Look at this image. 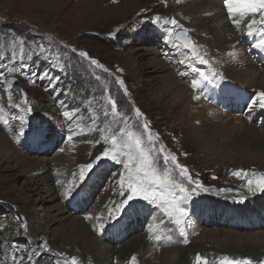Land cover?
Listing matches in <instances>:
<instances>
[{
	"label": "rangeland",
	"instance_id": "rangeland-1",
	"mask_svg": "<svg viewBox=\"0 0 264 264\" xmlns=\"http://www.w3.org/2000/svg\"><path fill=\"white\" fill-rule=\"evenodd\" d=\"M209 13L219 14L209 20ZM249 22L237 27L221 0H0V200L18 205L0 202V264H16L14 257L29 264V256L33 264H71L72 257L79 264H132L133 257L135 264H197V255L209 264L225 256L264 264V192L247 186L264 175V108L252 104L264 92V47L250 55L242 41L264 25L248 35ZM179 27L207 65L174 40ZM223 61L244 70L229 71ZM194 68L215 72L217 101L226 103L220 94L229 90V104L242 109H219ZM197 81L202 88L192 87ZM109 96L123 118L112 117ZM145 123L155 145L149 160L164 180L159 190L187 212L184 235L163 201L143 199L153 209L143 207L146 230L133 207L108 229L118 215L110 210L124 198L120 180L138 166L126 149L79 179L82 165L112 149L106 136L119 138L121 127L143 131ZM161 147L177 161L165 166ZM177 162L195 183L177 174ZM239 170L248 176L233 175Z\"/></svg>",
	"mask_w": 264,
	"mask_h": 264
},
{
	"label": "snow or ice",
	"instance_id": "snow-or-ice-1",
	"mask_svg": "<svg viewBox=\"0 0 264 264\" xmlns=\"http://www.w3.org/2000/svg\"><path fill=\"white\" fill-rule=\"evenodd\" d=\"M224 3L228 15L232 17V21L237 27L240 26L242 20L249 18L250 22L247 25V27L249 28L248 35L253 34L251 31L253 25H256L258 23L260 25H264V0H224ZM257 16L259 17V20L256 19ZM155 19L158 22L161 18L156 17ZM165 23L168 22L166 21ZM170 23L172 25H176L177 21L172 20L170 21ZM187 32V29L181 28V33L179 35H182L184 37V42L182 46L194 54L192 57L193 59H198L200 63L207 65L209 61L204 59L202 55L196 52L197 46L188 39ZM167 35L169 43H175V41H173L172 39L173 29H169ZM260 46L264 47V39H262ZM79 55L85 57L87 56V53L81 52L79 53ZM91 63L93 65H96L97 67H103L102 65H99L95 60H92ZM193 70L199 74L202 81L207 82L208 84L213 83L217 79V74L215 72L206 73L204 71H201L199 68H194ZM104 71H107V69H104ZM96 79L99 80L100 77L97 76ZM119 83L123 85L124 81L119 80ZM192 87L202 88L203 84L201 83V81H197L192 84ZM124 91L127 94L126 88L124 89ZM196 99H199V96H197ZM108 100L111 105L112 117L115 118L117 116H120L121 118H123L122 114L118 111L117 101L112 99L111 96L108 97ZM256 103H259V106L261 108H264V92L259 94L258 101H252L253 105H255ZM26 111L31 112V108H27ZM135 111L137 117L142 115L139 109H136ZM73 115V111H66L64 113V116L67 117L69 120L73 118ZM104 115L108 116L109 112L105 111ZM18 119L20 120L21 125L23 126V124L25 123L24 116H20L18 117ZM0 120H2V118H0ZM3 122L7 123L6 120ZM142 127L143 131H134L121 127L119 138L116 135H113L110 138L106 136V140H111L112 149L105 150L101 156H98L96 158L95 162L86 163L82 165L80 169L79 179L81 181L85 180L87 175L92 171L94 164L99 162L102 158L107 157L109 159L117 160L118 150L126 149L127 151H125V155L127 156L129 164H131L133 161H138V166L135 169L128 168L127 176L122 177V179L120 180V195L124 198L114 209L110 210L109 215L113 216L114 214L123 213L129 207H134L131 202L137 199H143L146 201H151L153 203H156L157 201H163V203L168 206V215L172 216L173 214H175V223L178 226H181L180 233L181 235H184V228L182 227L184 223L183 217L187 215V212L180 204L175 201V199H167L164 196V193L159 190V186L164 183V180L157 174V171L153 166L155 164V161L149 160L150 150L155 148V145L152 144L153 137L151 135V131L148 128L147 123H145ZM35 131L37 137L43 135L40 129H36ZM145 133H147L146 139L149 144V148L145 147ZM21 134H23V131H21ZM68 139H72L71 134H69ZM164 151V148L161 147L158 151V154L162 157L165 166H167V164L170 162L177 161V158L174 155H164ZM176 166L180 169V174L182 176L186 177L190 182L195 183L194 181H192V178L189 175L187 168L179 165L178 162L176 163ZM233 175L243 178L248 176V173L244 172L243 170H239L234 172ZM252 175L255 176V173H253ZM247 186L249 191L264 192V175H261L259 178L256 179H248ZM196 187L199 188L200 185L197 184ZM191 191L195 192L196 188H193ZM66 194H71V189H69ZM100 227L101 229H103L104 226L101 225ZM184 242L187 243L188 241L185 239ZM23 259L25 258L14 257L16 264H19V261ZM28 261L29 264H33L31 256L28 257ZM196 261L197 264H209L208 260L206 258L201 257L200 255H197ZM71 264H79V262L75 257H72ZM132 264H135V257L132 258ZM219 264H253V262L251 259L247 258L243 260H238L225 256L220 259Z\"/></svg>",
	"mask_w": 264,
	"mask_h": 264
},
{
	"label": "bare ground",
	"instance_id": "bare-ground-1",
	"mask_svg": "<svg viewBox=\"0 0 264 264\" xmlns=\"http://www.w3.org/2000/svg\"><path fill=\"white\" fill-rule=\"evenodd\" d=\"M211 7V6H210ZM211 8H213V7H211ZM209 8L208 7H206L205 8V11H207ZM219 13H217V14H215V13H209V18H208V16H207V18L210 20V19H217V15H218ZM203 17H206L205 15H203V14H198V16H200L201 18H202V16ZM199 17V18H200ZM200 18V19H201ZM223 64L226 66V68L229 70V71H232V72H237V71H240V70H244V68H242V67H240V68H238V69H236V70H234V69H232L230 66H231V63H229V61H223ZM242 74L243 73H238V76H242ZM209 208V207H208ZM210 211V210H209ZM205 214V213H204ZM255 215V214H254ZM155 234V233H154ZM151 235H153V234H151ZM134 245V244H133ZM134 247V246H133ZM259 247V246H258ZM260 247H264V246H260ZM132 248V247H131ZM133 249V248H132ZM133 251V250H132ZM128 251L124 248L122 251H119L118 252V255L120 256L121 254L123 255H125V253H127ZM136 252V251H135ZM132 253V252H131ZM128 255V254H127ZM126 255V256H127ZM139 255V254H138ZM130 255H128V257H129ZM105 264V263H104Z\"/></svg>",
	"mask_w": 264,
	"mask_h": 264
},
{
	"label": "water",
	"instance_id": "water-1",
	"mask_svg": "<svg viewBox=\"0 0 264 264\" xmlns=\"http://www.w3.org/2000/svg\"><path fill=\"white\" fill-rule=\"evenodd\" d=\"M180 33H181V29L177 30V33H176L177 38L181 37V35H179ZM17 86H19V83H17Z\"/></svg>",
	"mask_w": 264,
	"mask_h": 264
}]
</instances>
